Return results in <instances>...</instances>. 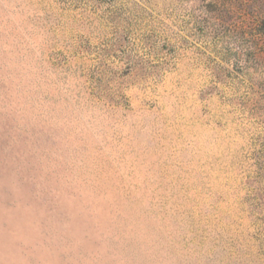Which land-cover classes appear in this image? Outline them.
Wrapping results in <instances>:
<instances>
[{
  "label": "rangeland",
  "instance_id": "374dc122",
  "mask_svg": "<svg viewBox=\"0 0 264 264\" xmlns=\"http://www.w3.org/2000/svg\"><path fill=\"white\" fill-rule=\"evenodd\" d=\"M0 264H264V0H0Z\"/></svg>",
  "mask_w": 264,
  "mask_h": 264
}]
</instances>
